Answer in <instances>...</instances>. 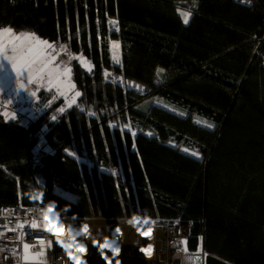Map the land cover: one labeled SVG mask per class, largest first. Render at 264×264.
I'll use <instances>...</instances> for the list:
<instances>
[{"label":"trees","instance_id":"1","mask_svg":"<svg viewBox=\"0 0 264 264\" xmlns=\"http://www.w3.org/2000/svg\"><path fill=\"white\" fill-rule=\"evenodd\" d=\"M0 27L32 32L93 67L75 64L81 95L58 120L24 128L0 117V207L181 217L192 223L190 252L264 264V0H0ZM42 135L50 152L34 166ZM66 151L86 154L88 165Z\"/></svg>","mask_w":264,"mask_h":264},{"label":"built area","instance_id":"2","mask_svg":"<svg viewBox=\"0 0 264 264\" xmlns=\"http://www.w3.org/2000/svg\"><path fill=\"white\" fill-rule=\"evenodd\" d=\"M42 99L43 97L38 95L26 96L19 101L9 103L5 101L3 95H0V117L5 121L19 122L24 128L44 117H47L50 123L58 120L62 113L59 110L51 113L54 104L51 100ZM47 144L46 138L42 135L32 150L34 166L40 165L41 152ZM85 156L86 154L83 157L73 155L72 158L79 162ZM49 209V207H0V264H75V261L69 258V252L73 256H78L81 264H108L106 256L112 260V264H116L117 261L119 264H205L206 262L207 254L203 250L197 252L188 250L192 223L181 217L107 218L90 215L71 218L55 216ZM33 221L39 225L37 228L31 227ZM19 224H23L24 227L18 228ZM85 225L88 228L87 232H84ZM40 238L45 241L43 248L39 245ZM105 240L112 244L113 248L119 249L118 254L114 255L110 248L99 247ZM49 241L52 242L51 247L47 246ZM24 243L33 246L29 249V255L34 256L38 251H43L45 255L36 257L33 262H26ZM68 244L72 247L66 249L64 245ZM78 245H83L85 251L78 252ZM148 248L151 249L150 254L141 251Z\"/></svg>","mask_w":264,"mask_h":264},{"label":"snow or ice","instance_id":"3","mask_svg":"<svg viewBox=\"0 0 264 264\" xmlns=\"http://www.w3.org/2000/svg\"><path fill=\"white\" fill-rule=\"evenodd\" d=\"M183 18V23L187 24L189 22V17L191 15L188 11H183L180 13ZM113 23H115L113 21ZM113 51V59L116 63H120L119 57L116 54L119 49L118 43H113L111 45ZM60 52L67 53V48L61 46L59 52L57 51V46L54 43H51L47 40H43L37 37L33 33H16L11 27H0V71L4 69V61L10 63L12 70L16 73L17 78L26 79L27 84L29 85H38L41 87H47L49 91L55 89V94L58 96L66 97L68 106L71 107L76 103V98L81 95L79 91L75 90V84L72 83V68L71 66L64 64H57V57ZM69 60L77 59L82 65L86 67L88 72L92 71V66L88 63L87 60L82 55L73 57L69 54ZM107 76L108 73H105ZM24 87V84H21V88ZM73 96H68L69 92H73ZM32 96L36 95V92L31 93ZM60 111H64L63 108ZM55 119V117H53ZM208 127H213L209 124ZM188 151V149H184ZM193 156H198V153L192 152ZM35 198V197H34ZM51 211V209H49ZM47 219V217H45ZM147 223V221H145ZM39 225L33 221L31 223L32 228H37ZM18 228H23V224L17 225ZM12 230V229H9ZM51 231V229H46ZM87 225L84 226V232H87ZM119 231V229H117ZM80 233L78 232L77 235ZM186 245V241H184ZM39 245L41 248L45 246V241L43 238H40ZM52 242H48V247H51ZM33 247L28 243L23 244L24 259L27 261L29 259V249ZM64 247L71 248L72 245H64ZM101 249L110 248L113 254H118L119 249L113 248L107 240L103 244H100ZM185 247V251H186ZM78 252H84L85 248L83 245L77 246ZM146 254L151 253V249H141ZM45 253L43 251H38L34 254L33 259L36 257H43ZM69 258L75 261V264H81L78 256H73L71 252L68 253ZM105 259H108V264H112V260L107 256ZM116 264H119L117 261Z\"/></svg>","mask_w":264,"mask_h":264},{"label":"rangeland","instance_id":"4","mask_svg":"<svg viewBox=\"0 0 264 264\" xmlns=\"http://www.w3.org/2000/svg\"><path fill=\"white\" fill-rule=\"evenodd\" d=\"M114 22L115 23H113V21L111 22V29H112V31H117V23H116V21H114ZM14 32H16V31H14ZM16 33H21V32H16ZM23 33H32V32H23ZM114 42L115 43H118L116 41H112L110 43L111 57H112L113 62L116 65H118V63H116L114 61V59H113V51H112L111 45ZM60 48H61V46H57V51L58 52H59V49ZM69 54L72 55L73 57L80 55V54L79 55L72 54L68 50H67V53L60 52L59 55H58V57H57V64L58 65H61V66L64 65V64H67V65L71 66V68H72V77H71V79H72V83H73V68H74L75 64L79 65V67L84 72H86V73H90V72H88L86 70V67L84 65H82L77 59H71V60H69V58H68ZM116 54L118 55V57L120 56V48L117 50ZM84 58L92 66L91 62L86 57H84ZM3 64H4V69L2 71H0V95H3V96H6L7 97V99L5 98V101L6 102L11 103V102H14V100L16 101V100L21 99V98L23 99L26 96H32L31 95L32 92H36V95L35 96H37L41 92H44V95L48 99H50L53 104L54 103H57V102L58 103H60V102L62 103V105L60 103V109L63 108L64 111H60V109H59L60 113L65 112V111H67V110H69L72 107H74V106L77 105V102H78L79 97L76 98V103L73 104L71 107H69L68 106V103H67L66 97L56 95L55 94V89H53L52 91H49L47 89V87H41V86H38V85H35V84L29 85V84H27L26 79H24V78H17L16 73L12 70L10 63H8L7 61H4ZM110 78H111V80H112L113 83H117L118 84V83L121 82L120 79L113 78L111 75H110ZM21 84H24V87L23 88H21ZM123 86L130 87L129 84H127V83H124ZM74 91H78V90L75 88ZM74 91L73 92H69L68 93V96H73L74 95ZM154 105L157 106V107H160V108H162L164 110H167L168 112L173 113V114H175L177 116L184 117V115L182 113L177 112V111H175L173 109H170L169 107H167L166 105H164L162 103L157 102ZM80 109H82V108H80ZM194 121H195L196 124H198L200 126L208 127L206 124L202 123L199 120H194ZM133 134L135 135V133H133ZM43 151H46V150H43ZM46 152H50V151L47 150ZM182 152L185 153V154H187V155H189V156L198 158V156H193L191 154L194 151H189V150L188 151H185V150H182ZM65 153L69 157H71V158L73 157V154H71L70 152L66 151ZM79 162L81 164H87L88 165V163L86 161H84V159L79 160ZM39 183L43 185L44 184V181L42 179H40L39 180ZM54 192H55V194H57L61 198H64L65 200H68L70 202L75 201V197L72 196V195H70L68 192H65L64 190H61V189H58L57 188V189H54ZM34 260H35V258L33 259V255H29V259L27 261L26 260L25 261L26 262H33ZM196 261L198 262V258L197 257H196Z\"/></svg>","mask_w":264,"mask_h":264},{"label":"water","instance_id":"5","mask_svg":"<svg viewBox=\"0 0 264 264\" xmlns=\"http://www.w3.org/2000/svg\"><path fill=\"white\" fill-rule=\"evenodd\" d=\"M205 264H230L212 255H206Z\"/></svg>","mask_w":264,"mask_h":264},{"label":"crops","instance_id":"6","mask_svg":"<svg viewBox=\"0 0 264 264\" xmlns=\"http://www.w3.org/2000/svg\"><path fill=\"white\" fill-rule=\"evenodd\" d=\"M44 93V92H43ZM4 98H6L7 99V97L6 96H4ZM22 99V98H21ZM21 99H18L17 101H19V100H21ZM10 101V100H9ZM15 101V100H14Z\"/></svg>","mask_w":264,"mask_h":264},{"label":"flooded vegetation","instance_id":"7","mask_svg":"<svg viewBox=\"0 0 264 264\" xmlns=\"http://www.w3.org/2000/svg\"><path fill=\"white\" fill-rule=\"evenodd\" d=\"M74 159V158H73ZM76 160V159H75Z\"/></svg>","mask_w":264,"mask_h":264}]
</instances>
